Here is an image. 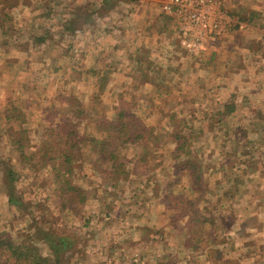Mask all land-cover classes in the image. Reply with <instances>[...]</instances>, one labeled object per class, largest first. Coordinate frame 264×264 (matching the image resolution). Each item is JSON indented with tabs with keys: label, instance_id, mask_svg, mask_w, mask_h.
I'll list each match as a JSON object with an SVG mask.
<instances>
[{
	"label": "clouds",
	"instance_id": "clouds-1",
	"mask_svg": "<svg viewBox=\"0 0 264 264\" xmlns=\"http://www.w3.org/2000/svg\"><path fill=\"white\" fill-rule=\"evenodd\" d=\"M39 3L41 0H33L30 6L20 3L6 9L17 32L5 37L8 50L0 49V64L14 61L0 76V133L4 155L19 173L16 187L24 189L23 199L33 205L41 201L46 210L42 213L31 207L30 214L12 221L13 214L20 216V209L9 205L5 196L0 201V229L10 232L18 243L17 234L33 235L35 227L28 226L33 216L39 221L43 214L50 222L42 225L45 230L51 226L59 236L77 238L67 264H157L169 251L180 257L179 264H209L211 250L217 247L233 264H264V0H215L212 4L205 0H116L103 16H94V25L63 36V22L73 5L52 0L53 14L44 17L40 13L45 9L36 6ZM93 6L99 8L100 0ZM43 28L49 29L52 39L32 44L30 35L41 34ZM237 32L240 43L234 42ZM217 38L218 46L210 44ZM25 41L29 42L27 50L15 46ZM250 41H261V48L252 50L247 46ZM141 46L150 50L152 62V80L143 83L135 61ZM105 75L108 79L101 91L99 80ZM161 84L166 88L158 86ZM57 92L74 94L92 118L101 111L110 118L112 106L123 95L135 103L133 111L154 133L171 132L174 113L185 142L178 149V142L168 139L147 163L139 165L143 174L132 172L139 151L135 144L119 145L116 161L104 166L108 172L103 175L85 158L72 182L86 194L61 210L53 195L58 181L53 180L51 165L37 171L30 163L18 161L7 133L9 125H17L4 116L13 105L28 116V126L34 131L25 151L36 153L47 125L40 119V109L56 102ZM94 96L98 100L94 101ZM29 100L31 106L25 108ZM209 124L213 125L211 131ZM237 125L246 130L239 141L232 136ZM83 151L87 157V148ZM227 153L232 154L234 166L221 168ZM193 155L201 161L209 188L199 207L212 209L215 204L217 213H236L228 231L216 221V243L203 234L213 228L205 224L199 237L202 251L195 252L182 246L187 233H178L168 224L169 215L178 209H165L152 192L155 183L162 186L171 178L167 174L175 157ZM250 160L256 161L255 167L250 166ZM121 169L128 173V180L122 179ZM45 177L49 183L40 188ZM172 191L183 192L187 198L200 195L192 191L187 175ZM226 191L232 195L225 196ZM118 208L124 210L121 217L115 216ZM253 216L255 221L244 229L248 235H238L241 222ZM187 219L185 216L179 223L183 225ZM145 225L153 230L147 239ZM221 238L226 242L220 243ZM249 240L255 243L245 245ZM32 244L40 257L54 261L47 241L33 238ZM0 264L31 261L18 260L5 248Z\"/></svg>",
	"mask_w": 264,
	"mask_h": 264
},
{
	"label": "rangeland",
	"instance_id": "rangeland-1",
	"mask_svg": "<svg viewBox=\"0 0 264 264\" xmlns=\"http://www.w3.org/2000/svg\"><path fill=\"white\" fill-rule=\"evenodd\" d=\"M138 1V0H137ZM52 0H41V3L37 4L36 6L43 7L45 12L54 11L51 7ZM57 3L62 2V0H56ZM67 2L73 7L70 9V16L71 13H79V16L73 20L72 25L69 24L70 17H68V21L63 22V27H73L78 25L82 27V25H94L95 23L94 16H103L110 8H112L116 0H100V7H94V3L96 0H67ZM20 3L27 4L28 6L33 4V0H0V20L3 21V24H0V49L4 51L8 50L9 40L5 37L12 36V19L13 17L9 15L6 9L12 8L13 6H17ZM43 11V12H44ZM41 12L40 14H43ZM241 18H244L243 16ZM246 18V17H245ZM72 21V20H70ZM74 25V26H75ZM67 28V32H61V36L64 33H68L69 35H73L72 31H69ZM76 28V27H75ZM77 29V28H76ZM52 36V34H50ZM75 35V34H74ZM35 37V36H34ZM5 38V40H3ZM52 39V37H50ZM48 38V40H50ZM38 42V37L34 38ZM5 41V42H3ZM14 61L9 60L5 61L4 64H0V76L4 71V68ZM146 65V64H145ZM145 73V81H151L152 77L149 76L150 69H147ZM107 75L103 76L99 80V88L103 91L104 86L107 82ZM159 87H165L164 85H158ZM93 100H98V97H93ZM55 101L59 102L60 104H66L67 107H57V103L54 102L49 106H45L40 109L41 111V121H46L47 125L44 127L43 133L41 134L44 138L41 139L40 145L37 149L36 153L26 152L25 148L30 143L31 133L34 131L28 125L30 124L28 116L21 111L20 109L16 108L14 105L11 106L9 109L5 110L4 116L10 120L16 122V127L13 128L9 125L7 129L8 136L10 138V142L12 144L13 150L18 153V161L22 164L25 162L30 163L33 169L39 171L40 168H43L47 165H51L53 169V180L58 181L57 187L53 190V195L55 196V202L57 203L58 207L63 210L65 208H70L74 205L77 200H82L86 194V190L83 189L79 184H75L72 182V176L76 175L79 171L83 168L82 161L87 158L89 163H91L93 169L95 171L101 173V175L108 172V168L104 167L112 162L109 159L111 152H115L116 148L122 144H135L138 146L139 151L137 153V158L132 168L133 173L143 174L140 169L139 165L147 163L149 158L154 156V153L161 147L163 143H167L168 139L175 140L179 143L185 142V137L183 135V129L179 121H175L174 117L175 114H172V122L173 128L171 132H161V133H154V129L151 126H147L144 122L136 115L133 109L136 107L134 102H129L123 98V95H120L118 98V103L113 105V115L109 118L103 111L99 113L95 118L90 116V113L85 109V107L81 104L79 99L72 94H64L63 92H57ZM25 108L31 106V101L25 102ZM231 107V106H229ZM124 112L123 115L121 113ZM259 113V112H257ZM89 127H91V131H89ZM213 125L209 124V130L211 131ZM83 128V130H81ZM177 135H181L182 138L179 140ZM227 135V132H225ZM244 135H246V130L243 129L240 125H237L232 130V136L235 140L239 141ZM13 137H20L23 145L21 149L16 148V144L12 141ZM29 138V140H28ZM4 136L3 133H0V201H3L4 197L9 195V186L12 184V190H14L13 198H17L22 202L18 208L20 209V217L24 216V214L29 213V209L31 207H35L43 213L46 210L45 203L41 201H37L34 205L32 201H25L23 199V192L24 189H18L16 187V183L19 180V173L14 169L10 162V158L5 157L3 148H4ZM58 147H61V150L67 151V154L70 155V160H64V157H60L57 160L51 161L46 158V162L43 163L41 159H43V153H46V150H54L53 156L55 157L59 153L57 150H60ZM84 148H87V157H85V153L83 151ZM47 154V153H46ZM23 155V156H22ZM48 155V154H47ZM226 155V154H225ZM211 156V153H209ZM35 157V159H33ZM94 157V158H93ZM193 158L196 159L197 164L201 161L193 155ZM226 158V159H225ZM185 157H175L171 164V173L167 174L171 178L167 179L163 182V185L159 182L155 183L156 188L161 186V192L158 195L159 198L164 203L170 202V205L177 204V209L179 211H184L188 207L190 213H194L197 215L198 207L195 204H190L191 207L189 208V204L186 202L187 200H194V198H187L183 192L174 193L172 189L180 183L181 179L185 176L184 170L177 169L178 162H182ZM25 160V161H24ZM223 162L220 164V167H224L227 165L229 168L234 166V161L232 159L231 153H228V159L225 156L224 159L221 161ZM253 164L252 167H255L256 161L252 160ZM250 163V162H248ZM53 165H58L59 174H56ZM202 166V164H200ZM122 170V169H121ZM126 172V171H124ZM122 172V179L128 180V173L126 174ZM11 173V175H8ZM67 173L69 175L64 176L63 174ZM8 176L10 178H8ZM200 176V175H199ZM13 177V180H12ZM63 177V178H62ZM203 182L207 183L206 188L207 190H203L207 192L208 182L205 180L204 175ZM199 183L201 182V178L197 177ZM13 181V182H12ZM35 183V181H33ZM49 183V179L45 177L39 182L40 188H45ZM91 183V181H89ZM75 187L72 189L71 187ZM200 186V185H197ZM202 186V185H201ZM198 192L200 195V199L203 197V193L200 191ZM225 196L232 195L230 191H226L224 193ZM199 196H197L199 198ZM196 197V198H197ZM200 201V199H198ZM66 202V205L63 203ZM219 202V200L217 201ZM8 203V201H7ZM264 203V201H262ZM12 205V204H9ZM66 206V207H63ZM173 207V206H172ZM30 214V213H29ZM226 216V220L224 222L223 228L228 231L231 229L233 223L236 220V213L234 210H230L224 213ZM233 215V221L231 216ZM196 217V216H195ZM33 221H37L36 217L33 216ZM40 222H49L48 218L41 214ZM254 218L250 217L242 222H245L247 226L250 222H254ZM247 222V223H246ZM51 223H55V218L51 221ZM11 224V221H10ZM194 224V223H193ZM200 226V225H196ZM201 230V229H200ZM48 234L52 237V239L58 238V234L55 229L51 226L48 228ZM204 234V233H203ZM0 235H2L3 239H7V237L12 238L10 232L0 229ZM200 235V234H196ZM212 243H215L217 240V236L215 232L211 231L206 233ZM248 235V233L246 234ZM201 236V235H200ZM191 237L190 242L192 243H199V237ZM245 236V235H243ZM39 237V236H38ZM184 242V240L182 241ZM220 243L226 242L224 238L219 240ZM20 243L24 244V238L22 241L20 239ZM254 241H245V245L254 244ZM7 247L6 243H2V248L0 249V253ZM185 249L188 247L183 246ZM201 247V246H200ZM264 247V245H262ZM218 248V247H217ZM219 250V249H218ZM223 251V258H224V250ZM12 253V251H11ZM170 254V253H169ZM178 256V255H177ZM216 253H212L210 258H215ZM179 259V258H178ZM225 259V258H224ZM170 260V259H169ZM173 260V259H171ZM177 260V259H176ZM226 260V259H225ZM179 263V260H178ZM225 264H233V262L225 263Z\"/></svg>",
	"mask_w": 264,
	"mask_h": 264
},
{
	"label": "crops",
	"instance_id": "crops-1",
	"mask_svg": "<svg viewBox=\"0 0 264 264\" xmlns=\"http://www.w3.org/2000/svg\"><path fill=\"white\" fill-rule=\"evenodd\" d=\"M24 5L28 6L27 4H24ZM12 7H14L13 4H12ZM38 7H41V4ZM52 14H53V11L51 10L49 12H45L44 11L43 14H40V15L44 16V17H48V16H50ZM71 14L72 15L71 16L69 15V17H70V20H72V21L69 20V22H68L69 24L73 23V21H75L76 18L79 16V13H71ZM73 19H75V20H73ZM241 19L243 20V19H246V18L244 17V18H241ZM66 21H68V20H66ZM166 22L167 21H165V23ZM0 24H3V21L0 20ZM75 24L76 23H74V25ZM93 24H95V23H93ZM74 25H73V27H69V28L68 27H63V31L67 32V28H68V30L72 31V33L74 35L77 31H83V29L85 27V25H82V27H79L78 25H75V26ZM87 25H89V22L87 23ZM236 27H238V25H236ZM43 30H49V29L48 28H43ZM16 32H17V29L15 28V26L12 23V35H14ZM34 38L35 37H33V33H32L30 35V39H31L32 44L35 45L34 42L36 40ZM3 40H5V38ZM3 42H5V41H3ZM234 42L235 43H240L241 42V34L239 32H237L235 34ZM1 43H2V41H1ZM214 44L218 46L219 39ZM15 46L17 48H19V49L25 50V48L29 47V42L25 41L23 43H17ZM247 46L255 51V50H259L261 48L262 44H261V41H250ZM231 48H232V44H229L228 45V49L231 50ZM149 52H150L149 49L141 46L140 48H138L136 50V53H135V61H136V64H137L136 71L138 73V79L141 82L145 78V73H146V71H148L147 69L151 70L152 62L148 59ZM129 58L132 59V55L131 54L129 55ZM147 73H149V72H147ZM252 91L255 92V91H257V89H253ZM257 116H260V113H257ZM28 140H29V138H28ZM12 141L16 144V147H19V146L23 145V142L21 140H19L18 137H16V138L13 137ZM225 156L228 159V153ZM249 162H250L249 164L251 166L253 164L252 160H250ZM222 163L223 162H221V164ZM200 164H201V162L199 163V167L197 169L198 170V174H200V178H201V182L199 183L200 186H197L196 183H194L192 181L193 172L191 170L187 169L185 166L180 167V168L176 167V168L179 169V170L183 169L184 173H185L184 175H187L189 177V179H190V187H191L192 191H197V190L200 191V189H201V193H203V195H204L205 191H203V190H207V189H205L207 183L203 182V177L202 176L204 175V171L202 170V166ZM237 182H239V181H237ZM161 189H162L161 186H158L156 188V185L154 184L153 185V189H152L153 195L154 196H158L160 194V192H161ZM227 196H231V195H227ZM197 198H194V200H187L186 201L189 205L190 204L197 205V207H198L197 215H195L194 213H190L189 210H188V207H187L185 209V212L184 211H179V210L178 211H173L168 217V224L171 226V228L175 229L178 233H185V232L187 233L186 236H185L184 242H182V246L190 248L193 252L202 251L201 247L199 246V243H192V242H190V240L186 241V239H190L193 236L194 237L200 236L201 233H202L203 226L205 224H209V225L213 226V228L210 231L206 232V233H209L211 231L215 232L216 221L219 220L221 227H223L224 226V222L227 219L225 214H224L225 212L217 213L216 211L213 210V209L216 208L215 204L212 206V209H209V208L205 207L202 210L199 207V201L197 200ZM8 199H7V201H8V204H9V200ZM198 199H200V196H199ZM158 203L163 204L165 209H177V204H178V203H176V204L170 205V202L164 203V202H162V200L160 198L158 200ZM217 203H219V202H217ZM63 205H66V202H64ZM63 207H66V206H63ZM190 207H191V205L189 206V208ZM124 214L125 213H124V210L122 208L116 209V212H115V216L116 217H121ZM185 216H187L188 219L182 225V224L179 223V221L181 219H183V217H185ZM232 217H233V215L231 216V219L233 221ZM22 218H23V216L19 218L15 214H13L12 221H15L17 219H22ZM253 218H254V220L256 219L254 216H253ZM43 224H49V223L48 222H40V221H33L32 220L31 224H29L28 227L29 228L35 227V233L33 235H29L28 233H18L17 234V239L19 240L18 243H17V240H14L13 237H12L13 243H15L17 245V247L19 245V250H21L23 253H26V255H27V258L26 257L19 258L18 260L31 261V264H67V260L70 258L71 250L74 248V243H75L77 238H73L72 240H69L66 236H59L58 235V238L52 239L50 234L47 233L48 230H45L42 227ZM196 225H200V226H196ZM245 227H246L245 222H241L240 231L238 232V235H240L241 237L243 235L247 234L244 231ZM144 230H145V239H147V234L151 233L153 230L151 228H148L147 225L144 226ZM197 233L200 234V235H196ZM206 233H204V234H206ZM20 237L24 238V244L20 243V239H21ZM33 238L45 240V241H47L49 243V247H51V249H52V251L54 253V257H55L54 261H51L48 257H40L37 254L38 250L36 249V246L32 244ZM21 241H22V239H21ZM216 242H217V240H215V243ZM66 253H68L69 255L66 256L65 255ZM212 253H216V256H215V258H212V257L210 258L209 264H218V262H222V264H225V263L231 262L230 260H225L223 258V256H222L223 255V251L221 250V248L212 249L210 256H212ZM26 255H24V256H26ZM34 255H36L37 258L39 259L38 263L36 262L37 260L33 259ZM164 257H166V258H159L158 259L159 264H179L178 260H180V257L177 256L176 254H174L171 251L166 252L164 254ZM171 259H173V260H171Z\"/></svg>",
	"mask_w": 264,
	"mask_h": 264
},
{
	"label": "trees",
	"instance_id": "trees-1",
	"mask_svg": "<svg viewBox=\"0 0 264 264\" xmlns=\"http://www.w3.org/2000/svg\"><path fill=\"white\" fill-rule=\"evenodd\" d=\"M71 25H72V23H71ZM64 31H62V33H63ZM50 34H52L49 30H43L42 29V33L41 34H39V35H37V34H35V33H33V37L35 36V38L36 37H38L39 39V41L38 42H34L35 43V45H38V44H41V43H43V41H45L47 38H50V37H52ZM25 50H27V48H25ZM124 114V112H122L121 113V115H123ZM19 138V140H21V138L20 137H18ZM177 138H179V140H181V138H182V136L181 135H177ZM183 143H179L178 142V149L180 148V146L182 145ZM21 147L22 146H19V147H16L18 150L19 149H21ZM60 150H57L58 152L57 153H59L58 155H56L55 157L53 156V153H55V151L54 150H46L47 152V154L46 153H43V159H41L42 161H43V163H45L46 161V158L48 157V159L49 160H51V161H53L54 162V160H57V159H59L60 157H64V160H70V155L69 154H67V151L68 150H61V147H58ZM115 152H111V154H110V156H109V159L110 160H112V162H114V161H116V159H117V156H116V154H114ZM23 156V155H22ZM71 160H72V158H71ZM25 161V160H24ZM177 165V167H183V166H185L187 169H189V170H191L192 172H193V179H192V181L194 182V183H196V185H200L199 184V180H198V178L197 177H199L200 178V174H198V167H199V164H197V162H196V159L195 158H193V156H185V159L182 161V162H178V164H176ZM53 168H54V170H55V172H56V174H59V169H58V165H53ZM122 172H124L123 170H121ZM125 174H126V172H124ZM8 175H11V173H9ZM8 178H10L9 176H8ZM12 180H13V177H12ZM13 182V181H12ZM10 188H9V190H8V192H9V195H8V200H9V204H15L17 207L22 203V202H20V200L19 199H17V198H13V194H14V190H12V184H10V186H9ZM72 189H74L75 187H71ZM6 243V245H7V249H9L10 251H12V254L14 255V256H16V258L17 259H19V258H24V257H26L27 258V255H26V253H23L21 250H19V245H18V247H17V245L15 244V243H13V239L12 238H10V237H7V239H3V237H2V235H0V249L2 248V243ZM24 255H26V256H24ZM33 259L34 260H37L36 262L38 263L39 262V259L37 258V256L36 255H34L33 256Z\"/></svg>",
	"mask_w": 264,
	"mask_h": 264
},
{
	"label": "built area",
	"instance_id": "built-area-1",
	"mask_svg": "<svg viewBox=\"0 0 264 264\" xmlns=\"http://www.w3.org/2000/svg\"><path fill=\"white\" fill-rule=\"evenodd\" d=\"M205 2L208 3V4H212V3L215 2V0H205ZM217 41H218V38L215 39V40H213V41H210V44H214V43H216ZM157 264H159L158 261H157Z\"/></svg>",
	"mask_w": 264,
	"mask_h": 264
}]
</instances>
